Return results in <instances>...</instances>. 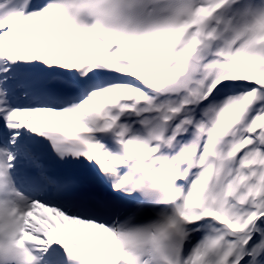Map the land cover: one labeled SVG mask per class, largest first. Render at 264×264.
I'll return each instance as SVG.
<instances>
[{"label": "snow or ice", "instance_id": "snow-or-ice-1", "mask_svg": "<svg viewBox=\"0 0 264 264\" xmlns=\"http://www.w3.org/2000/svg\"><path fill=\"white\" fill-rule=\"evenodd\" d=\"M0 264H264V0H0Z\"/></svg>", "mask_w": 264, "mask_h": 264}]
</instances>
